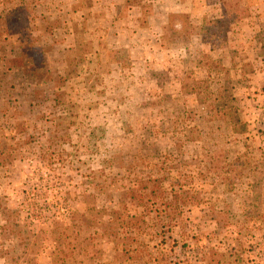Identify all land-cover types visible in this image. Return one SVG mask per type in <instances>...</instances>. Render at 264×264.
Instances as JSON below:
<instances>
[{
	"label": "rangeland",
	"instance_id": "374dc122",
	"mask_svg": "<svg viewBox=\"0 0 264 264\" xmlns=\"http://www.w3.org/2000/svg\"><path fill=\"white\" fill-rule=\"evenodd\" d=\"M57 205L83 264H264V0H0V264H51Z\"/></svg>",
	"mask_w": 264,
	"mask_h": 264
},
{
	"label": "trees",
	"instance_id": "16d2710c",
	"mask_svg": "<svg viewBox=\"0 0 264 264\" xmlns=\"http://www.w3.org/2000/svg\"><path fill=\"white\" fill-rule=\"evenodd\" d=\"M226 5V3H224ZM224 9V7H223ZM226 10V6H225ZM225 75L227 81L222 85L221 87V93L226 94L228 99H235V96L233 94H229V91L233 88V83L231 78L228 77L229 75V69L224 68ZM230 84H232L230 86ZM227 104V103H226ZM225 104V107H226ZM227 111L223 113L226 115ZM234 127L238 129H243V122L241 118L235 116L233 118ZM239 125V126H238ZM153 194H156V191L153 189L150 192H142L138 189L132 190L133 196H138L143 198L144 196H148L149 199H152L151 196ZM173 193L175 197L177 196V191L173 190ZM29 194L32 195V191H29ZM168 200V199H167ZM154 204L147 202L144 204L146 209V214L142 217L135 216L131 214L128 210H126V205L121 204L119 206V209H112L109 212L106 213L108 215V218L101 223V230L103 232H106L110 234V236L113 237V241L117 243L119 246L123 247V250L130 251L132 248H127L126 245V238H129V235L131 238H135L136 235L142 232L143 226H147L149 224V219H154L152 216V213H157V215H160L161 213H166L170 211L183 213V207L184 204H182L179 199L170 200L164 202V200L161 203H158V201H154ZM156 203V204H155ZM162 204V206H160ZM154 205V207H153ZM31 212H29L32 215V218L37 219L38 214L36 213V207L34 206V203L29 206ZM58 209L54 211V215L59 218L53 221H41L43 224L48 225V231L50 234V239L54 243V249L51 253V264H83V259L81 258L82 255V245L79 242V236L81 235V229L83 225V216L85 213H80L78 210L73 209L72 207L68 205H61L58 206ZM22 210L15 211L16 213H21ZM108 211V210H107ZM50 217V216H46ZM45 217V218H46ZM18 225L21 224L19 222H16L15 219L12 222H7L3 225V227H13L12 225ZM51 224V225H50ZM180 225V221L176 218L174 222H172L171 226ZM98 231V230H97ZM21 236V242H25L23 238V235L20 233ZM194 237V236H193ZM177 242V241H176ZM188 242L185 241L184 245L190 246V244H187ZM28 244V243H26ZM25 244V245H26ZM197 263L200 264H213V260H208L206 255L199 251L198 258H196ZM217 263H220L219 260H216ZM194 262L193 259L189 258L187 260L188 264H192ZM30 264H38V262L35 261V259H32Z\"/></svg>",
	"mask_w": 264,
	"mask_h": 264
}]
</instances>
